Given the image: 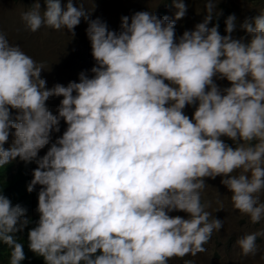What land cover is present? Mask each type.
<instances>
[{
  "label": "clouds",
  "instance_id": "obj_1",
  "mask_svg": "<svg viewBox=\"0 0 264 264\" xmlns=\"http://www.w3.org/2000/svg\"><path fill=\"white\" fill-rule=\"evenodd\" d=\"M77 2L43 0L42 10L34 0L21 14L32 33L46 27L75 37L81 20L87 23L95 64L91 75L82 71L67 86L48 88L43 65L0 29V167L17 158L35 162L27 191L39 186L38 219L30 228L27 209L0 190L8 264L27 258L17 235L26 228L28 250L44 264H168L206 252L223 220H210L201 191L217 177L233 209L259 223L264 11L239 23L227 15L222 35L217 0H204L202 22L177 37L176 21L188 11L184 0H172L171 19L148 10L122 16L118 32ZM238 29L245 36L234 37ZM52 97H62L56 114L46 103ZM61 121L66 128L53 142ZM261 234L236 241L242 255L256 254Z\"/></svg>",
  "mask_w": 264,
  "mask_h": 264
},
{
  "label": "rangeland",
  "instance_id": "obj_2",
  "mask_svg": "<svg viewBox=\"0 0 264 264\" xmlns=\"http://www.w3.org/2000/svg\"><path fill=\"white\" fill-rule=\"evenodd\" d=\"M34 0H0V29H2L12 44H18L21 49L38 64L43 65L41 78L51 88L56 83L67 86L70 81H77L79 73L88 72L94 66L95 61L91 55L90 41L86 36L87 23L82 19L75 28V37L66 30H52L42 27L32 33L26 31L21 20V14L28 11ZM67 0H61L62 5ZM188 5L186 16L176 21V35L179 37L186 29H192L196 23L202 22L205 15L204 0H184ZM41 9H44L43 0H40ZM74 6H79L77 0H73ZM84 7L91 13L90 18L97 17L105 21L109 30H120L121 17L131 16L137 11L155 12L160 17L167 15L170 19L176 11L172 0H83ZM231 10L238 18V23L245 17H251L264 11V0H217V12ZM211 27V24L209 25ZM239 38L245 33L239 29L233 34ZM217 84L223 88L228 87L229 82L218 80ZM62 97H52L47 101L49 110L56 114L57 106ZM185 114L192 116L194 108H185ZM60 133H53L55 138L62 135L66 125L61 121ZM11 139V137H10ZM226 142L230 141L224 138ZM232 143V142H231ZM8 147V145H5ZM48 146L40 150L42 157ZM13 168L25 164L17 158L10 163ZM31 170L36 167L35 162L29 163ZM235 174V173H234ZM221 177L206 179V185L201 191V203L207 205L206 211L213 217L223 220V227L212 234L210 241L204 245L206 252L195 256L185 255L183 258H172L168 264H264V217L259 223H251L250 217L234 210L231 203V193L220 183ZM39 190V186L37 188ZM261 203H264V192L260 194ZM33 215H37L35 212ZM171 215H180L187 218L184 212H173ZM254 232L262 233L257 236L255 255H242V250L236 241L245 234Z\"/></svg>",
  "mask_w": 264,
  "mask_h": 264
},
{
  "label": "trees",
  "instance_id": "obj_3",
  "mask_svg": "<svg viewBox=\"0 0 264 264\" xmlns=\"http://www.w3.org/2000/svg\"><path fill=\"white\" fill-rule=\"evenodd\" d=\"M232 14L231 10H224L223 15L219 18V31L222 35L224 32V19L227 15ZM215 23V21H214ZM227 143L231 144V141ZM32 179V170L29 164H21L17 168H13L11 164L7 166L0 167V190L9 197L13 204L19 203L22 207L27 209V217L31 219L32 224L28 227H33L35 221L38 219L37 215H33L36 212L38 203V189L34 190L32 193L27 191V185ZM26 228L23 233H18V242L24 245V250L26 253V259L22 261V264H44L43 258L36 256L31 251L28 250V240H27ZM10 249L7 245L0 243V264H8L10 258Z\"/></svg>",
  "mask_w": 264,
  "mask_h": 264
}]
</instances>
